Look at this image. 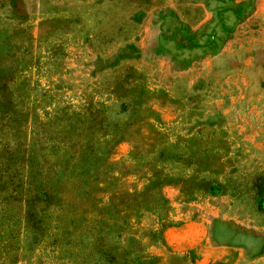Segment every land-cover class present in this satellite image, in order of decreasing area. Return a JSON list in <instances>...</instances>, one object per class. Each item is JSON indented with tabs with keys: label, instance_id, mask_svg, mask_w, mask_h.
<instances>
[{
	"label": "rangeland",
	"instance_id": "374dc122",
	"mask_svg": "<svg viewBox=\"0 0 264 264\" xmlns=\"http://www.w3.org/2000/svg\"><path fill=\"white\" fill-rule=\"evenodd\" d=\"M0 264H264V0H0Z\"/></svg>",
	"mask_w": 264,
	"mask_h": 264
}]
</instances>
